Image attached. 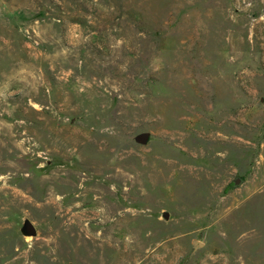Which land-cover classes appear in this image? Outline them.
<instances>
[{
	"label": "rangeland",
	"instance_id": "rangeland-1",
	"mask_svg": "<svg viewBox=\"0 0 264 264\" xmlns=\"http://www.w3.org/2000/svg\"><path fill=\"white\" fill-rule=\"evenodd\" d=\"M0 264H264V0H0Z\"/></svg>",
	"mask_w": 264,
	"mask_h": 264
},
{
	"label": "water",
	"instance_id": "water-1",
	"mask_svg": "<svg viewBox=\"0 0 264 264\" xmlns=\"http://www.w3.org/2000/svg\"><path fill=\"white\" fill-rule=\"evenodd\" d=\"M149 135L148 133H141L135 137V142L140 145H145L148 141ZM164 218H167V215L164 214ZM22 231L25 236H35L36 235V229L32 225L31 222L25 221L22 225ZM201 245V243H198L197 241L193 242V250H197Z\"/></svg>",
	"mask_w": 264,
	"mask_h": 264
},
{
	"label": "bare ground",
	"instance_id": "bare-ground-1",
	"mask_svg": "<svg viewBox=\"0 0 264 264\" xmlns=\"http://www.w3.org/2000/svg\"><path fill=\"white\" fill-rule=\"evenodd\" d=\"M191 172H192V171H191ZM187 180H188V178H187ZM190 180H191V179H190ZM82 231H83V233L85 232L84 229H82ZM81 233H82V232H81Z\"/></svg>",
	"mask_w": 264,
	"mask_h": 264
}]
</instances>
